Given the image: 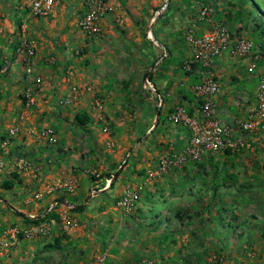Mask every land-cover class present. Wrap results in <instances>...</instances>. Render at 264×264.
Returning <instances> with one entry per match:
<instances>
[{
  "label": "crops",
  "instance_id": "obj_1",
  "mask_svg": "<svg viewBox=\"0 0 264 264\" xmlns=\"http://www.w3.org/2000/svg\"><path fill=\"white\" fill-rule=\"evenodd\" d=\"M108 1L113 11L103 21L102 36L96 38L86 35L80 27V21L86 11L83 0H59L47 17H38L32 13L33 0H0V24L3 26L0 35V160L9 158L12 153H18L19 156L27 154V158L39 168V180L50 184L59 178H68L76 171L78 164L75 147L78 138L83 136L86 139L87 133L98 135L105 140L112 138L109 134L102 133V128L106 125L103 123V127H99V119L107 121L110 118L121 128L120 130H124H122L124 134L132 133L124 136L119 149H108L110 161L100 166L95 164L96 169L100 167L101 171L113 172V167L118 164L120 169L123 165L122 157L126 156V150L132 147L130 141L136 140L140 135L143 136L140 149L133 153L134 165L131 168L129 166L124 168L114 187L110 188V184L106 185L104 189L94 194L92 191L98 185L90 180L91 184L87 192L83 195L79 191L76 192L77 205L71 204L64 198L60 202L56 199L59 196L53 197L55 201L49 210L54 208V203L57 202L55 212L60 219L61 214L67 212L70 217H78L82 223H87L83 225L85 229L91 227L88 223L98 219L97 216L108 221L113 219L111 215L114 207L104 201L99 202L96 197L112 190L116 194L119 187L122 188L121 193H123L134 182L145 181L148 175L146 171L149 173L157 168L161 157L172 153V144L173 148L183 149L189 136L185 126L169 119L172 109L178 107L174 106L175 92H172V73L175 71L172 66V21L165 25L166 18H158L154 13L159 9H155L159 0ZM180 3L185 2L180 0ZM190 13V19L193 20V6H190ZM159 21L163 22V29L160 31L161 27H159L156 32L152 28ZM23 37H28L36 44L35 82L31 81L24 64L16 56V47ZM166 45L171 50L170 53ZM183 51L178 49L179 53ZM184 56L192 58L191 50ZM229 58L231 57L227 50L213 68L221 83L220 118L226 123H231L236 117L247 115L251 106L255 104L252 102V97L257 101V85L254 93L242 87V92L237 97L239 100L233 99L235 98L232 96L233 91L226 88V70L228 69L230 75L240 81L253 79L256 75L252 76L247 72V63L230 65ZM255 77L257 84L258 78ZM185 81L191 89L190 78H186ZM76 84L81 87L79 99L69 106H60L59 100L71 94V87ZM148 84L152 87L149 88ZM30 85L34 89L36 104L31 107L26 119L22 120L26 102L25 89ZM182 100L180 106L190 105L194 108V113H197L199 106L193 99L187 98L184 94ZM128 101H132V104L129 105ZM158 108H162V113L157 126ZM81 112H87L92 117V122L87 127L88 131L76 123V117ZM119 115L125 119H118ZM16 126L19 127L18 133L11 135L10 130ZM46 127L55 130L58 136L57 144L49 145L39 138L38 132ZM259 134L258 138L261 139L263 133L259 132ZM99 147L102 149L103 144ZM82 154L80 153L79 156ZM92 158L98 160L96 157ZM8 161L12 160L8 159ZM21 175L25 180V187L32 183L34 177L32 172H21ZM149 176L151 177V174ZM157 177L161 175L155 178ZM82 178L84 176H81ZM158 181L159 179L155 180L154 184ZM126 182L130 183L124 185ZM20 190H22V198L28 196L30 192L23 191V188ZM9 191L13 197H17L14 191ZM2 193H0V214H3L4 218L3 221L0 220V232L15 223L12 220L13 214L4 210V206L13 208V205L2 197ZM90 195L91 198L88 199ZM24 200L21 199L18 203L21 204ZM84 202H87L84 210L71 211V208H76L75 206ZM90 205L91 208L88 207ZM64 207L68 210H64ZM143 209L144 212L147 211L145 207ZM17 210L25 212V209ZM95 210H99L101 214H94ZM163 212L166 211L163 209ZM253 212L257 213L255 210ZM260 212H264V209ZM28 215L33 216V214ZM253 218L257 220L258 217L255 215ZM60 219L48 221L54 226L48 240L44 237H39L40 240H34L33 237L24 238L30 245L24 255L18 253L19 242L12 244L8 239H0V264H66L64 261L66 255L63 254L62 247L72 243L74 246L82 245L83 248L88 231L83 234L81 231L75 233L74 229L67 230L69 233L73 232L67 239L66 232L61 230ZM19 220L21 221V218ZM113 220L117 221L116 218ZM249 223L253 222L248 221ZM257 223L264 225V217L259 216ZM226 224L231 228H238L240 222L236 220L234 226L233 222ZM242 232L239 231L238 235ZM251 232L253 239L258 242L264 240L259 232L256 234ZM188 241H194V238H189ZM101 244L97 246L98 248L91 247L88 252L86 251L87 262L98 256L94 254L98 253ZM114 250V247H110L109 252L102 253L106 255L103 264H108V261L116 262L114 264H137L144 258L137 256L136 259L122 262L123 252L115 253ZM151 260H154L155 264L174 262L184 264L182 259L181 262L174 260L169 263L158 258Z\"/></svg>",
  "mask_w": 264,
  "mask_h": 264
},
{
  "label": "rangeland",
  "instance_id": "obj_2",
  "mask_svg": "<svg viewBox=\"0 0 264 264\" xmlns=\"http://www.w3.org/2000/svg\"><path fill=\"white\" fill-rule=\"evenodd\" d=\"M212 1L216 3L213 4ZM229 1H233L234 4L229 5ZM240 1L204 0L203 2L201 0H191L187 6L186 3H180V0H168L167 7L158 15V18H166L165 25L172 21V46L174 45L173 40L175 37L184 39L187 44L186 47L182 46L180 48L184 50L180 53L178 52L179 48L177 49V45H175V50L177 51L174 55L176 57L175 60H172V66L176 68V61L181 60V57L187 51L191 50V53H193L189 36L201 35L208 31L210 29L208 25L216 22V16L219 12L223 14L222 21L224 24L230 27L228 23L229 18L226 13L231 12L232 19H235V11ZM255 1L264 10V0ZM243 2L248 9L247 11L253 12V15L249 17L243 16L241 20L237 21L234 27V33L239 29V34L253 41V49L260 50L262 54L259 64L261 70L264 71V48L259 43H255L256 38H259L260 43H264V25L262 24L261 29L257 28V24L261 23L262 20L255 18L260 13H258V10L254 11L252 9L253 1L243 0ZM165 3L166 0H159L155 9H161ZM190 6H193L194 10V15H192L193 20L190 19ZM204 6H208L210 9L208 19L201 18V11ZM162 27L163 22L159 21L152 29L157 32L158 29L162 31ZM167 29L170 28L167 27ZM185 59L187 61L192 58L188 57ZM167 62H169L168 59ZM244 63H247V59L229 58L230 65L235 66ZM186 68H190L189 62L186 63ZM212 71L217 78L215 70ZM229 72L227 69L226 88L229 91H233L232 96L235 97L233 99L239 100L237 97L240 96L242 87L248 88L252 93L255 92L256 85H258V82L256 84V80L254 79L255 76L252 75L253 79L240 81L239 79L234 80L233 78L235 76H231ZM206 73L208 71L203 72L202 77L207 75ZM202 77L198 81L190 79L191 87L199 82ZM186 78L189 77L183 74L182 71H176L175 69L172 73V92H175L174 96L176 99H174L175 107L182 104L184 94L187 95V98L193 99L195 102L198 101L193 91L189 89V84H185ZM148 87L151 88L152 86L148 84ZM252 98V102L255 104L251 108L257 104L254 97ZM218 99H220L219 96ZM128 104L131 105L132 101H128ZM183 107L187 109L191 106L186 104ZM118 117L121 120L125 119L121 115ZM103 123L109 127V132L104 131ZM98 125L101 128L103 127V134H109L112 138L105 140L101 139L98 135L89 133L86 134V139L83 136L78 138L77 146L75 147L77 154L76 163L78 166L76 167V171L73 172V175L78 176L79 185L75 193L71 194L75 198L77 191L82 195L87 192L93 175L98 178L95 181L98 186L92 193L96 194L100 189H104L106 185L111 184L112 179L107 178V175L104 178H100L101 175L109 172L101 171L100 167L96 169L95 164H99L100 166L110 161V155L107 153L108 149H119L122 139L124 140V136L132 134H124V130H120L121 128L112 122L110 118L107 121L99 119ZM259 132L261 134L263 133L261 139L258 138L260 136ZM92 136L95 137L93 138ZM142 137L140 135L136 140L130 141L132 147L126 150L127 155L121 159V162H125V167L129 166L131 168L134 165L133 153L140 149V143L143 141ZM246 138L248 139L247 145L239 150L227 149L231 150V153H227L224 150L204 155L200 160L188 161L181 166H172L168 172L156 174L151 177L149 174H155L158 167L152 169L149 173L146 171L148 175L145 181L134 182L129 187L133 189L142 186L139 198L134 202L130 211H124L117 206V201L123 194L121 193L122 188L119 187V191L116 194H114L113 190L100 194L96 199L99 202L104 201L114 207L111 216L113 219L116 218L117 221L113 219L111 221L103 220L101 216H97L96 218L98 219L88 223L91 227L85 229L83 225L87 223H82L78 217H71L77 221V225L73 231L75 233L81 231L83 234L88 231V237L86 238V243H83V248H81L82 245L74 246L72 243L62 247L63 254L66 255L65 263L86 264L88 259L85 257L87 256L86 251L88 252L91 247L98 248L97 246L102 243L98 253L94 255H100L106 251L109 252L110 247H114L115 253L117 251L123 252L122 262H127L128 260L136 259L137 256H142L149 259L158 258L166 263L173 262L174 260H180L181 262L182 259L184 264H223L224 262L226 264H255L260 261L264 264V240L262 239L261 242H258V240L251 237V231H253L255 234L259 232L264 238V225L257 223L259 216L264 217V212H260L264 209V132L258 130L248 134ZM100 144H103L102 149L99 147ZM173 146L172 144V155L182 152V148H173ZM80 153H83L82 156H79ZM9 156V158H4V171L0 177V193L3 192L2 197L7 199L10 205H13V208L4 206L5 212L9 211L13 214L12 220L15 222L13 226H24L23 216L18 213L19 210L17 209H25L26 213L22 210L20 211L24 214L28 213L37 216L49 202H53L54 198L61 196L63 192L64 194L68 192L59 189L53 194H47V188L54 184L55 181L46 184L39 180V174L37 177L33 175L32 183L25 187V180L22 179L21 172H19L14 163L17 157H19V154L12 153ZM92 157H96L98 160ZM8 159L12 161L9 162ZM14 173H17L21 177V184H18L17 180L13 177ZM110 173H114V171ZM96 174H99V176ZM171 174L172 177H170ZM160 175L161 177H157L159 181L154 184L155 180H157L155 177ZM81 176H84V178L81 179ZM9 178L16 181V185L12 191L15 192L17 197H13L9 190L2 188L3 180ZM163 178L165 179L164 181L162 180ZM128 183L130 182H126L124 185ZM21 188H23V191L31 192L28 193V196L25 195L27 198L25 196V198H22ZM55 193L57 194L55 195ZM21 199H25L27 202L24 200L21 204L18 203ZM91 206L88 207L91 208ZM143 207L147 211L144 212ZM201 207L207 209L199 216ZM163 209L166 212H163ZM64 210H68V208L64 207ZM253 210L257 213H254ZM178 212L183 214V220L177 217ZM93 213L97 215L99 213L101 214L99 210H95ZM66 214L70 216L67 212ZM255 215L258 217L257 220L252 219ZM188 216L193 218L189 219ZM3 218L4 215L0 214L1 221H3ZM20 218L21 221L19 220ZM236 220L240 222L238 228H231L230 225L226 224L233 222L234 226ZM248 221L253 222V225L251 223L248 224ZM61 230L66 232L67 239L73 233H69L63 229L62 225ZM239 231H243L241 233L242 235H238ZM51 235L52 233L40 234L33 236V239L40 240L39 237H44L45 240H48ZM246 236L247 238L245 239ZM189 238H194V241H188ZM90 239L92 246L89 244ZM29 247L30 245L24 238L20 239L19 245L17 246L18 253L24 255ZM78 257L80 259H76ZM219 259L220 261H218ZM111 262L108 261V264L116 263Z\"/></svg>",
  "mask_w": 264,
  "mask_h": 264
},
{
  "label": "built area",
  "instance_id": "obj_3",
  "mask_svg": "<svg viewBox=\"0 0 264 264\" xmlns=\"http://www.w3.org/2000/svg\"><path fill=\"white\" fill-rule=\"evenodd\" d=\"M59 0H33L31 4L32 13L38 17H47ZM85 6V15L80 21L82 31L92 37L100 38L102 36V24L106 16L113 11V7L108 0H83ZM168 5H165L156 11L159 15ZM210 9L204 6L201 11V18L208 19ZM26 31V28H24ZM3 32V26L0 24V35ZM189 41L193 48L192 62L202 64L205 68H213L215 63L220 60L224 53L228 50L230 56L238 59H247L248 72L256 75L258 78L257 85V104L252 107L247 115L236 117L231 124L223 122L220 118L219 99L221 92V83L215 77L212 70L208 71L199 82L192 86L191 90L200 101V107L197 113L190 114L183 107L178 106L169 114L170 121L181 123L189 131L188 141L182 152L179 154H165L161 157L158 169L155 174L168 172L172 166H181L188 161L200 160L204 155L224 151L227 149L239 150L247 145L248 134L258 130L264 132V71L260 68V59L262 54L260 50H254V43L248 37L231 33L228 26L224 23H213L211 29L201 35H190ZM16 56L25 66L26 73L31 77V81L35 82L34 62L36 59V44L23 37L22 41L16 47ZM7 68L4 70V72ZM80 86L73 85L71 94L59 100L60 106H69L80 97ZM25 112L21 119L25 120L31 107L36 104L33 86L30 85L25 89ZM19 127L16 126L10 130L11 135L18 133ZM105 132H109V127H104ZM240 133H239V132ZM40 139L49 145H55L58 142V136L52 127H46L38 132ZM250 145V144H248ZM4 160H0V177L4 171ZM19 172H32L35 177L39 174V168L36 167L31 159L25 156L17 157L15 162ZM99 176V174H96ZM78 176L71 175L68 178H59L54 184L47 188V194H53L59 189H63L70 194L75 193L79 181ZM141 187L127 188L120 199L117 206L124 211H130L134 202L139 198ZM57 202L54 203L56 206ZM36 217L35 215L31 218ZM63 229L71 230L77 225L76 219H72L66 213L61 214ZM54 226L51 222L44 221L38 225L19 226L14 225L0 232V239H8L12 244H16L20 240V234L24 238H32L40 234H49L53 231ZM106 255L101 254L91 259L86 264H103ZM137 264H155L154 260L143 258ZM173 264H178L174 262ZM257 264H263L258 262Z\"/></svg>",
  "mask_w": 264,
  "mask_h": 264
},
{
  "label": "trees",
  "instance_id": "obj_4",
  "mask_svg": "<svg viewBox=\"0 0 264 264\" xmlns=\"http://www.w3.org/2000/svg\"><path fill=\"white\" fill-rule=\"evenodd\" d=\"M201 1L204 2V0H201ZM252 1H253V6H252L253 8L252 9L254 11L258 10V13H260V14H257L259 16H256L255 18L262 20L261 23H258L257 24V28L258 29H261L262 28V24L264 25V10L261 9V6L255 0H252ZM184 2L186 4H190L191 0H184ZM228 4L229 5H232V4H234V2L233 1H229ZM247 10L248 9L245 7V3L243 2V0H241L239 2V6H238L237 10L235 11V16H236L235 19H232V13L231 12H229V13L227 12L226 13L228 15V18H229L228 23L230 24V27H228V29H229V31L232 34L234 33V27H235L237 21L241 20V18L243 16L249 17V16L253 15V12L247 11ZM216 19L217 20H216L215 23H224L222 21L223 14H221V12L218 13V15L216 16ZM208 26L211 29L212 24L211 25L209 24ZM239 31L240 30L238 29V31H236V33H239ZM260 32H261V30H260ZM173 41H174V45L172 46V60L173 59L175 60L176 57L174 55H175V52L177 51V50H175L176 49V46L175 45H177V49H178V48H182V46L183 47H186L187 44L185 43V40L184 39L177 38V37H175V39ZM255 43H257V44L259 43L261 45V47L264 48V43L263 44L260 43L259 38H256ZM166 48L168 49V51L170 53L171 50L169 49V47L167 45H166ZM181 58H182L181 60L176 61V63H175L176 68L175 69H176V71H182L183 74H185L186 76H188L191 80L198 81L202 77V73L203 72L213 70L212 68H205V67H203L202 64H200V63L192 62V59H189V60L186 61L185 56H182ZM187 62H189V65H190V68H188V69L186 68V63ZM233 79L234 80H237L236 78H233ZM164 101L165 100L163 98V103H164ZM200 103H201L200 101H197L196 102V104L199 107H200ZM158 110H159L160 113H162V108H158ZM187 110L189 111L190 114H193L194 113V108H192V107L187 108ZM173 111L174 110L172 109V112ZM160 119H161V114H160V118H159V121L157 123V126L159 125ZM91 122H92V117L87 112H81L76 117V123L79 126H81L82 128H84L86 131H88L87 130V127H88V125ZM226 152L227 153H231V150H226ZM21 155L27 157V154H21ZM119 165L120 164L115 165L113 167L114 173H110V172L109 173H106L104 175H101L100 178H104L105 175H107L106 176L107 178H111L112 179L113 176H114V174L117 172V169H118ZM124 168H125V164L119 170L118 177L123 172ZM13 177L17 180V183L18 184H21L22 183V179H21V177L17 173H14L13 174ZM118 177L114 181L111 182L110 188L111 187H114V185L116 184V182L118 180ZM97 179L98 178L95 175H93L91 177V180L93 182L97 181ZM15 185H16V181L14 179H11V178L4 179L3 182H2V188L3 189H6V190H12ZM63 198L69 200V202L71 204H76V198H75L74 195H71L69 193H65V194H62L61 196H59L56 199H58L61 202ZM54 201L55 200H53V202ZM53 202H49L47 204V206L43 209V211L39 215H37L36 217H34V218H31L28 214H24L23 212H18V213H20V215L23 216V220L25 222V225H27V226H29V225H38V224H40V223H42L44 221H59L60 218H59L58 214L55 212V207L58 204L54 208H52V209L49 210V208H50V206H51V204ZM84 209H85V206L84 207H81L80 209L71 208V211L72 212L73 211H82ZM206 209L207 208L201 207V211L202 212H200V214H198V215L200 216L201 214H203V212H205ZM177 217L180 220H183L184 219V216H183V214L181 212H178V216ZM188 218L191 219L193 217L188 216ZM23 238H24V236L22 234H20V239H23Z\"/></svg>",
  "mask_w": 264,
  "mask_h": 264
},
{
  "label": "water",
  "instance_id": "obj_5",
  "mask_svg": "<svg viewBox=\"0 0 264 264\" xmlns=\"http://www.w3.org/2000/svg\"><path fill=\"white\" fill-rule=\"evenodd\" d=\"M159 118H160V112H158V114H157V122L159 121ZM125 163V162H124ZM123 163V164H124ZM123 167V165L120 167V169ZM120 169H118L117 170V172L114 174V176H113V178H112V181H114L117 177H118V172H119V170ZM91 198V195L88 197V199H90ZM87 204V202H84L83 204H80V205H78V206H75L77 209H80L81 207H84L85 205Z\"/></svg>",
  "mask_w": 264,
  "mask_h": 264
}]
</instances>
